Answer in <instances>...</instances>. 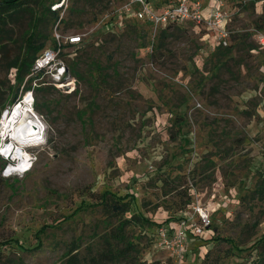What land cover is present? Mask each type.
I'll list each match as a JSON object with an SVG mask.
<instances>
[{
	"label": "rangeland",
	"instance_id": "374dc122",
	"mask_svg": "<svg viewBox=\"0 0 264 264\" xmlns=\"http://www.w3.org/2000/svg\"><path fill=\"white\" fill-rule=\"evenodd\" d=\"M56 1L27 0L0 20V118L30 85L13 66L30 33L44 43L36 57L54 46ZM125 1L67 0L64 32L88 35L63 54L80 89L34 90L45 133L28 147L32 169L0 181V264H71L70 253L79 264H176L157 225L181 217L185 193L213 225L191 235L182 264H264V1L226 0L237 9L227 53L193 22L171 27L163 46L138 21L92 30ZM105 190L133 195L126 216L139 218L127 227L136 249L115 261L98 259L117 225L99 203Z\"/></svg>",
	"mask_w": 264,
	"mask_h": 264
},
{
	"label": "built area",
	"instance_id": "2783aa9c",
	"mask_svg": "<svg viewBox=\"0 0 264 264\" xmlns=\"http://www.w3.org/2000/svg\"><path fill=\"white\" fill-rule=\"evenodd\" d=\"M67 8V0H59L51 5V10L56 15L54 46L45 48L35 58L27 75L30 88L26 90L25 95L31 94L33 98L35 88L42 84L75 88L76 79L71 75L63 54L69 49H75L68 54L69 57L76 54V49L85 43L88 35L64 32L63 19ZM236 10L227 9L226 0H126L119 7L102 15L92 30L113 32L138 21L151 27V33L156 36L162 29L193 22L197 27L210 31L217 39V44L228 46L231 37L229 25ZM258 36L264 45V34L259 33ZM22 100L10 105L0 118V156L6 160L1 171L4 178L23 177L32 169L35 162L34 155L28 151L31 145L22 147L12 135V130L9 132L2 130L3 118L9 116L8 120L11 119ZM31 102L34 104V98ZM35 118L44 125L39 114H36ZM175 223L176 225L170 227L164 225L158 227L156 243L160 248L170 252L176 264H182L191 235L201 236L210 228L212 213L208 206L195 204L192 208L184 210L181 218Z\"/></svg>",
	"mask_w": 264,
	"mask_h": 264
},
{
	"label": "trees",
	"instance_id": "16d2710c",
	"mask_svg": "<svg viewBox=\"0 0 264 264\" xmlns=\"http://www.w3.org/2000/svg\"><path fill=\"white\" fill-rule=\"evenodd\" d=\"M264 1V0H263ZM27 0H0V20L3 18V16H5V12L7 8H12V7H17V6H23L24 3H26ZM137 22H134L132 24H128V26H133L134 29H136L138 25ZM181 27V26H178ZM258 27H260V25H258ZM171 27H168L166 29H162L161 30V39H160V46H163L164 40L166 39L167 36V32L169 31ZM35 31H33L32 33H30L29 37L27 38V48L26 51L24 53V55L21 57V59H17L16 62L13 63V66L16 68V79L19 80L20 82L23 81V78L26 74H29L30 69L33 65V62L36 58L35 54L44 46V43H40L38 45H36L35 42ZM219 49L221 50L222 47H219ZM225 49V53H227L226 51H229L231 49L230 46L228 47H224ZM223 52V51H221ZM71 70V69H70ZM73 78L76 79V83H75V88H72L73 91L72 93H76L79 91L80 87H78V81L80 80L78 76H74ZM80 82V81H79ZM46 85H51V84H42L41 86H46ZM53 85V84H52ZM58 86V85H56ZM60 87V86H58ZM30 88V85H28L27 89ZM69 89V90H72ZM21 99V96H18V90L17 93L15 94L13 100H12V104L16 103L17 101H19ZM11 104V105H12ZM35 107L37 109H39V105L38 103L35 104ZM1 174V173H0ZM4 179H8V178H2L0 176V181L4 180ZM182 194L184 193L183 191ZM179 192V193H180ZM188 194L185 193L183 195H180L181 198H184V196L187 197V200L183 202V208L185 207L184 210L188 209L187 205H190L192 203L191 200V196H187ZM133 195H118L110 190H105L103 191L100 196H99V203L103 206V208L106 210V212L108 213V215H110L112 218H115L117 221V225H115V227H113L110 230V235H108L105 240H103V244H104V248L99 252L98 254V259H109L112 261L118 260L120 258H126L130 255L131 251L136 249V243L130 239L129 237V232L127 230V227L129 225H131L132 223L136 222L137 219H139L137 217V215L132 214L130 217H127V213L130 212V205H131V199L133 198ZM187 206V207H186ZM79 211V208L75 211V213H73V215L68 216L67 218H71L72 216H74L77 212ZM176 217L170 216L168 217L166 220H164V222H169L168 225L170 227V223L173 222H177L181 217L177 218V220L175 219ZM159 225H157V228L159 226L162 225V223H158ZM212 225H213V221H212ZM212 225L210 226L209 229H212ZM45 227H42L39 230V233L43 232L45 229ZM202 236V235H201ZM200 236V237H201ZM219 239H225L224 237H220L218 236ZM150 242L153 241V237L150 236ZM263 241V239H262ZM41 240H38V244L36 246V248H40L41 246ZM77 249V248H76ZM70 252H72V249L70 250ZM2 254V250L0 248V255ZM94 258V257H93ZM97 259V258H96ZM69 261L71 264H79V259L77 257L76 254L70 253L69 254ZM94 261V259H93ZM155 264H160L159 262H156ZM203 264V263H201ZM258 264H263L262 262L258 263Z\"/></svg>",
	"mask_w": 264,
	"mask_h": 264
},
{
	"label": "bare ground",
	"instance_id": "6f19581e",
	"mask_svg": "<svg viewBox=\"0 0 264 264\" xmlns=\"http://www.w3.org/2000/svg\"><path fill=\"white\" fill-rule=\"evenodd\" d=\"M31 101V94H26L22 103L18 105L17 110L13 113L12 118L8 120V116L2 120V130L6 132L12 130V135L24 148L35 145L45 133V125H42L35 118L37 113Z\"/></svg>",
	"mask_w": 264,
	"mask_h": 264
},
{
	"label": "crops",
	"instance_id": "0c3cea01",
	"mask_svg": "<svg viewBox=\"0 0 264 264\" xmlns=\"http://www.w3.org/2000/svg\"><path fill=\"white\" fill-rule=\"evenodd\" d=\"M170 225L174 226V225H176V223L171 222ZM192 240H193V239H192Z\"/></svg>",
	"mask_w": 264,
	"mask_h": 264
},
{
	"label": "water",
	"instance_id": "95a60500",
	"mask_svg": "<svg viewBox=\"0 0 264 264\" xmlns=\"http://www.w3.org/2000/svg\"><path fill=\"white\" fill-rule=\"evenodd\" d=\"M65 77H66V74H65V76H64V79H65Z\"/></svg>",
	"mask_w": 264,
	"mask_h": 264
}]
</instances>
